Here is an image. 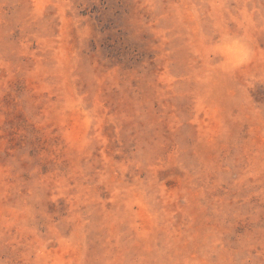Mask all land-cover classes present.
Returning a JSON list of instances; mask_svg holds the SVG:
<instances>
[{"label":"rangeland","instance_id":"obj_1","mask_svg":"<svg viewBox=\"0 0 264 264\" xmlns=\"http://www.w3.org/2000/svg\"><path fill=\"white\" fill-rule=\"evenodd\" d=\"M0 264H264V0H0Z\"/></svg>","mask_w":264,"mask_h":264},{"label":"clouds","instance_id":"obj_2","mask_svg":"<svg viewBox=\"0 0 264 264\" xmlns=\"http://www.w3.org/2000/svg\"><path fill=\"white\" fill-rule=\"evenodd\" d=\"M195 54L204 61L205 80H211L217 73L234 75L256 59V51L247 28H241L239 32L218 28L215 38H201V45L195 50ZM77 109L83 110L79 98L65 97L62 110L71 112Z\"/></svg>","mask_w":264,"mask_h":264}]
</instances>
